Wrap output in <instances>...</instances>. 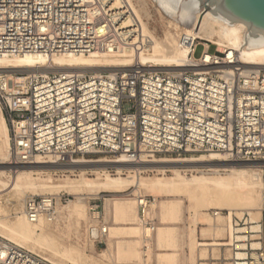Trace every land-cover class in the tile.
Here are the masks:
<instances>
[{"label": "built area", "instance_id": "2783aa9c", "mask_svg": "<svg viewBox=\"0 0 264 264\" xmlns=\"http://www.w3.org/2000/svg\"><path fill=\"white\" fill-rule=\"evenodd\" d=\"M140 30L128 0H0V56L142 52L150 42ZM180 44L187 60L179 73L136 62L112 75L0 73L10 163L70 166L102 157L138 165L210 154L264 161V70L245 68L226 48L209 53L211 44L189 36ZM138 201L140 223L153 232L143 216L150 201ZM55 204L52 196H26L24 218L53 223ZM97 209L90 208L95 220ZM262 240L244 251L248 264H264ZM0 264L51 263L0 238Z\"/></svg>", "mask_w": 264, "mask_h": 264}, {"label": "bare ground", "instance_id": "6f19581e", "mask_svg": "<svg viewBox=\"0 0 264 264\" xmlns=\"http://www.w3.org/2000/svg\"><path fill=\"white\" fill-rule=\"evenodd\" d=\"M134 15L140 24L142 35L147 37L150 42L149 48L145 51L133 53L128 50L119 54H91L88 56H50L41 53L26 54L17 57L0 56V73L18 72L20 74L26 73L25 75L41 76H45L48 73H91L92 75H102L105 73L112 75L118 71H126V69L130 68L134 62L146 71H165L169 74L183 71V68L186 67L187 54L184 55V53L178 51L175 56H172L167 49L151 36L147 25L143 23L138 12H134ZM200 17H202V19ZM246 31L247 28L244 24L233 23L231 26H228L222 21L214 18L210 12L204 8L197 13L191 34L194 38H198L199 36L207 38L216 35L219 40L217 45L226 44V46L218 47L216 52H221L225 48L229 49L235 54L238 61L244 65L245 68L264 70V47L246 50ZM199 157L200 158L197 159L194 157L189 160H154L150 163L138 165H132L124 161L108 163L106 161L84 160H81L74 165H70L69 167L44 164V162L40 160L36 161L35 164L28 166H12L13 164L11 165L10 163V166L5 168L14 170L12 172L13 175L11 177V182L9 185L0 182L2 187L0 193L10 189L8 193H11L12 197L17 199L22 195L21 193L23 189L49 188L54 186V184L49 182L50 178L47 179L48 182L42 181L35 183L31 180L33 175L38 176L41 173H44L43 171L48 170H64V172H74V170H78L80 174L86 172L95 174L97 179L99 178V172H103V177H105L104 182H88L85 178L80 177V179L76 181L65 180L58 182L56 188L58 190L76 193H80L82 190L88 188V191H96L97 193H100L107 189L116 191V189L120 187H133V189L142 187L155 194H162L165 196L172 195L173 197L178 196L182 198L185 197L194 202L196 200L200 204L199 206L203 205L210 207L214 205L213 202H217L219 205L230 211V216H232L233 211H235L234 216L238 219H242L244 212H246L248 218L246 217V219L243 220V228L236 229L237 225H233V221L230 224L228 235L230 241L228 242V246L230 247V244H232L234 248L229 250V252L231 251L229 257L232 260V263L228 264H248V255L244 252L246 248L250 247V249L255 251L261 247L260 213L259 209H255L256 207L254 208V205L255 197L260 196V192L264 186L260 178H257V174L253 169H257L255 167H260L256 164H264V161L228 162L219 154H210L208 156ZM108 168L115 169L117 175H122V171H125L127 174L134 173V175L127 176L125 179H111L104 172ZM181 171H197L200 173V176L187 177L182 175ZM147 172H157L161 177L154 178L153 180L140 177L141 173ZM166 172H171L172 176H166ZM220 172L227 173V176L222 177L217 175V178L206 176H209V174H218ZM135 196L136 199L133 205L135 204L136 206L137 221L139 220L140 223L141 218L138 211V200L144 202V197L141 195ZM179 203V200L174 202L162 201L159 206L163 210L160 216L161 220L172 221L173 217L177 216L176 213L179 209ZM21 207L23 208V204H20V209ZM155 207L156 200L152 197L147 208L143 211V216L149 215ZM113 209L117 221H126L133 214L134 207L130 206L129 203L121 204L118 202V204L115 203ZM21 214L22 215L17 217L15 221L0 223V234L6 239H4L5 241L18 247L26 248L32 252H42L50 257H54L61 264L73 263L70 252L59 250L52 239L49 238V223L43 219L38 220L36 223H30L24 218L23 211H21ZM213 215L216 217L215 219L220 217V213H213ZM68 216L78 219L83 217L82 198H78L76 203L69 207ZM144 218L149 220L145 216ZM227 218H229V216ZM140 226L144 228L143 232L145 240L148 239V236L146 235L147 232V234L150 235V233H154L156 230L154 228V231L151 232L149 228L142 226L141 223ZM101 228L99 230L100 235H105L107 228H104L105 234L101 233ZM108 232L110 237L127 235L136 238L138 235L137 228L134 227H129L124 231L123 229L117 230L109 228ZM166 232H169V230L159 229L156 232L159 234L158 243L164 245V247L171 246L173 243L172 240L168 238V234H164ZM163 234L165 235L164 238H162ZM222 235L223 230H213L209 235V239L213 241L219 239ZM237 235L240 236L237 237ZM201 237L203 240L207 237L205 230L201 233ZM135 243L136 242H134L133 245L125 246L123 252L119 250V254L123 255L124 260L135 259L137 256ZM214 257V261H217V257ZM251 257L252 259L257 260V257L254 254H252ZM172 258L173 256L167 254L159 255V264H175V262L172 261Z\"/></svg>", "mask_w": 264, "mask_h": 264}, {"label": "rangeland", "instance_id": "374dc122", "mask_svg": "<svg viewBox=\"0 0 264 264\" xmlns=\"http://www.w3.org/2000/svg\"><path fill=\"white\" fill-rule=\"evenodd\" d=\"M128 2L134 12H138V15L141 17L143 23L147 25L151 36L156 39L165 49H167V51L172 56H175L178 51H181L184 53V55L187 54L186 50L180 44V39L183 35L192 37L198 42L211 43L209 53L215 52L218 47L220 48V46H226V44L217 45L219 40L216 35L207 38H202L201 36L198 38L193 37L191 30L194 27L197 13L194 14V21L191 27L184 28L181 27L177 22L165 16L156 3L153 2V0H128ZM204 8L205 7H202V9ZM200 18L202 19V17ZM151 36L149 37L152 38ZM200 53L201 47L199 46L196 49L195 56L198 57ZM3 119L4 118L0 112V182L9 185L13 175L12 172L14 170L5 168L10 166V161L8 158V129ZM202 156L203 155H201V157ZM197 158L200 157H195V159ZM161 159L167 160L163 159V157ZM86 160L105 161L102 157H89ZM256 165H259L260 167H255L257 169L253 170H255L257 178H260L264 186V164ZM108 169H106L104 172L111 179H125L127 176L134 175V173L127 174L125 171H122V175H117L115 169ZM43 172L44 173H41L38 176L33 175L31 180H33L35 183L42 181L48 182L47 179L50 178L49 182L54 184L53 187L23 189L21 193L22 195H20V197L17 199L13 198L11 193H8L10 189L0 193V223H9L15 221L17 217L22 215V207L20 209V204H23V200L26 196L47 195L54 197L57 217L53 223L48 224V236L56 244L59 250L68 251L72 255L73 263L66 264H159L158 257L162 254L173 256L172 261L175 262V264H228L229 262L225 259H228L230 256L228 248V242L230 241L228 238L230 224L233 221V225H237L236 229L243 228V220L246 219V217L248 218L246 212H244L242 219H238L236 216H234L235 211H233V215L230 216V211L219 205L217 202H213L214 205L210 207L203 205H201V207L196 200L194 202L193 200H189L185 197L182 198L178 196L173 197L172 195L165 196L162 194H155L154 192L142 187L134 189L133 187H120L116 189V191L107 189L100 193H97L96 191H88V188L82 190L80 193L58 190L56 188L58 182L65 180L76 181L80 179V177L85 178V180L88 182H104V173L99 172V178L97 179L95 174L90 172L80 174L78 170H74V172H64V170H48ZM181 174L187 177L200 176V173L197 171H181ZM217 175L225 177L227 176V173L220 172L218 174H209V176H206L217 178ZM166 176H172V173L166 172ZM140 177L153 180L154 178L161 177V175H159L157 172H147L141 173ZM1 189L2 187L0 185V190ZM260 193L261 194L259 197H255L256 199L254 208L256 207L255 209H259V222L262 228V235L260 236L262 237L264 244V187ZM135 195L146 197L149 201L152 200V197L156 200L155 209L150 212L149 215H144L153 222L154 228L156 229L155 232L150 233V235L147 234L148 232L146 233L148 236L147 240L144 239V228L140 226L139 220L137 221L135 204L133 205L136 199ZM78 198H82L83 217L80 219L75 217L71 218L68 216L69 207L74 205ZM178 200L180 203L179 209L176 213L177 216L173 217L172 221H162L160 216L163 210L159 207L160 203L162 201L174 202ZM118 202L121 204L129 203L130 206L134 207V224L131 225V227L137 228L138 235L133 240L128 239V236L125 235L118 237L116 236L117 239H107L110 238L109 234H107V237L106 235H100L99 230L101 227L107 228L115 224L111 217L110 204H118ZM94 205L98 206L97 212L100 215V219L98 220L93 219L90 212V208ZM213 213H220V217L215 219L216 217L213 215ZM139 216L141 218V213H139ZM228 216L229 218H227ZM170 227H174V230L170 229ZM159 229L169 230V232L164 234H168V238L172 240L173 243L171 246L164 247V245L158 243L159 234L156 232ZM219 229L223 230V235L220 236L219 239L211 241L209 239V235L213 232V230ZM204 230L207 234V237L204 238L205 240H203L201 237V233ZM164 234L162 235V238L165 237ZM239 236L240 235H237V237ZM0 237L5 239L1 234ZM134 242H136L135 246L137 256L135 259L133 258L130 260H124L123 255L119 254V250L123 252L125 246L133 245ZM22 249L45 259L51 264H61L54 257H50L49 255L43 254L42 252H32L26 248ZM214 256L217 257V261H214Z\"/></svg>", "mask_w": 264, "mask_h": 264}, {"label": "water", "instance_id": "95a60500", "mask_svg": "<svg viewBox=\"0 0 264 264\" xmlns=\"http://www.w3.org/2000/svg\"><path fill=\"white\" fill-rule=\"evenodd\" d=\"M165 16L181 27L190 28L194 14L202 7L210 14L231 26H246V50L264 47V0H153Z\"/></svg>", "mask_w": 264, "mask_h": 264}, {"label": "crops", "instance_id": "0c3cea01", "mask_svg": "<svg viewBox=\"0 0 264 264\" xmlns=\"http://www.w3.org/2000/svg\"><path fill=\"white\" fill-rule=\"evenodd\" d=\"M114 205L115 204H110V213H111V217H112V220H114V222H115V224L113 225V226H109V227H107V230H106V237H107V234H108V230H109V228H114V229H117V230H122L123 229V231L124 230H127L129 227H131V225H133L134 223H133V220H134V209H133V214L129 217V219L128 220H126V221H117L116 220V216H115V214H114ZM135 212L137 213V210H136V206H135ZM136 216H137V214H136ZM133 218V219H132ZM124 222V223H123ZM127 222V223H126ZM133 223V224H132ZM119 228V229H118ZM127 228V229H126ZM170 229H173L174 230V227H170ZM101 236H103V235H101ZM121 236H124V235H121ZM125 236H127V235H125ZM118 237V236H117ZM117 237H110V239H117ZM130 236H128V239H130V240H133V239H135V238H132V237H130Z\"/></svg>", "mask_w": 264, "mask_h": 264}]
</instances>
